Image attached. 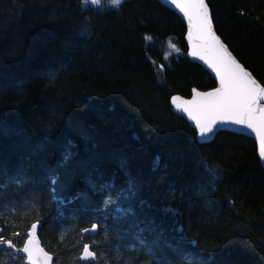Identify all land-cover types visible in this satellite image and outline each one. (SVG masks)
<instances>
[{"label":"trees","instance_id":"1","mask_svg":"<svg viewBox=\"0 0 264 264\" xmlns=\"http://www.w3.org/2000/svg\"><path fill=\"white\" fill-rule=\"evenodd\" d=\"M206 2L264 86V0ZM105 3L0 0V230L21 247L12 233L39 220L52 264H185L181 252L201 249L212 264H264L254 140L224 130L199 142L170 108L215 86L186 57L183 21L158 0ZM0 264L24 260L0 246Z\"/></svg>","mask_w":264,"mask_h":264},{"label":"snow or ice","instance_id":"2","mask_svg":"<svg viewBox=\"0 0 264 264\" xmlns=\"http://www.w3.org/2000/svg\"><path fill=\"white\" fill-rule=\"evenodd\" d=\"M124 0H109L113 6H120ZM171 3L183 14L187 20V40L191 46L190 55L203 61L215 73L219 81V87L211 91H195L192 99L181 100L179 96L172 97L175 107L194 122L195 130H198L201 138L214 135L218 131L227 130V125H236L255 133L259 140V157L264 160V86L257 82L251 71L242 64L221 38L213 30V20L208 4L205 0H171ZM83 4L99 7L102 0H83ZM85 32L87 29L84 30ZM159 163V157H157ZM55 184V179H53ZM131 191V189H130ZM132 195L135 192L132 191ZM143 203V202H141ZM117 211H123L118 208ZM131 212V209H129ZM40 221L32 223L25 233L14 232L13 237H20L21 247H18L14 239L6 238L0 230V246H6L17 253L26 254L27 264H49L51 256L38 248L36 244V232ZM98 225L93 223L91 228H85L84 232H95ZM136 239L141 244L145 241L141 234L145 231L140 228ZM180 242L184 237H180ZM156 240L154 243H158ZM168 247H174L171 243ZM206 249L200 252H181V259L185 264H212V257L203 255ZM42 253L43 260L40 255ZM81 261L89 262L96 259V252L90 244L81 246Z\"/></svg>","mask_w":264,"mask_h":264},{"label":"water","instance_id":"3","mask_svg":"<svg viewBox=\"0 0 264 264\" xmlns=\"http://www.w3.org/2000/svg\"><path fill=\"white\" fill-rule=\"evenodd\" d=\"M162 5H164V6H166L167 8H169L170 10H172L173 12H175L177 15H178V17L183 21V23H184V25H185V33H184V43H185V45H186V57L190 60V61H192V62H194V63H197L199 66H201L212 78H213V80H214V82H215V86L213 87V88H215V87H219V81L216 79V77H215V73L214 72H212V70L203 62V61H200L198 58H195V57H193V56H191L190 55V52H191V46L189 45V43H188V40H187V31H188V26H187V20H186V18L183 16V14L171 3V0H158ZM205 2H206V0H205ZM207 3V2H206ZM209 10H210V8H209ZM210 15H211V11H210ZM213 30L215 31V28H214V25H213ZM215 33H216V31H215ZM216 35H218L217 33H216ZM219 36V35H218ZM220 37V36H219ZM221 38V37H220ZM222 40V39H221ZM222 42L223 43H225L223 40H222ZM226 45V44H225ZM227 46V45H226ZM229 49V48H228ZM229 51H230V49H229ZM234 55V54H233ZM235 56V55H234ZM255 78V77H254ZM258 83H259V81H257ZM259 84H261V83H259ZM213 88H211V89H207V90H200V89H197V88H191V90H190V95L188 96V97H184V96H181V95H179V94H174V95H172L171 97H170V99H169V103H170V108H171V110L174 112V113H176V114H178V115H180L181 117H183L186 121H187V123L195 130V125H194V122L193 121H191L188 117H187V114L186 113H183V112H181L180 110H178L176 107H175V105H173V103H172V97H175V96H179L180 98H181V100H190V99H192V96L194 95V92H193V90H195V91H200V92H205V91H211ZM261 104H264V101H261L260 102ZM226 128H227V130L226 131H231V132H236V133H241V134H244V135H246V136H248V137H250L251 139H253L254 140V142H255V144H256V148H257V154H258V157H259V140H258V138L256 137V135H255V133H253L251 130H249V129H246V128H242V127H240V126H236V125H227L226 126ZM222 131H224V130H222ZM195 132H196V136H197V140L199 141V142H208V141H210L211 139H213V137L215 136V134L217 133H215L214 135H212V134H210L208 137H205V138H201L200 136H199V133H198V130H195ZM219 132V131H218ZM259 161H260V163L262 164V166L264 167V160H261L260 159V157H259ZM88 229H90V228H88ZM38 230H39V227H38V229H37V232H36V244H37V247L38 248H42L43 250H44V248L42 247V245H41V243H40V240H39V238H38ZM87 234L88 235H95L96 234V231L95 232H91V231H89V232H87ZM92 247H93V244H90ZM44 252H46L45 250H44ZM48 253V252H47ZM21 254V256H23L24 257V264H27V257H26V254H23V253H20ZM38 255H40V257H41V260H43V255H42V253H37ZM49 254V253H48ZM50 255V254H49ZM51 256V255H50ZM80 257V256H79ZM51 258H52V256H51ZM80 260V259H79ZM81 261V260H80ZM82 263H88V262H84V261H81ZM90 262V261H89ZM49 264H52V259H51V261H49Z\"/></svg>","mask_w":264,"mask_h":264},{"label":"rangeland","instance_id":"4","mask_svg":"<svg viewBox=\"0 0 264 264\" xmlns=\"http://www.w3.org/2000/svg\"><path fill=\"white\" fill-rule=\"evenodd\" d=\"M103 1H105V0H103ZM106 1H107V3H105V4H109V5H111V4L109 3V0H106ZM82 5L85 6V5L83 4V0H82Z\"/></svg>","mask_w":264,"mask_h":264}]
</instances>
